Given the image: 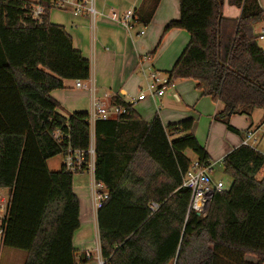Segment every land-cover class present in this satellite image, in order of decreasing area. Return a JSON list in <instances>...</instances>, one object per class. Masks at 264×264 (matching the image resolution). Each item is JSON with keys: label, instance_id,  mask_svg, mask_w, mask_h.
Masks as SVG:
<instances>
[{"label": "trees", "instance_id": "obj_1", "mask_svg": "<svg viewBox=\"0 0 264 264\" xmlns=\"http://www.w3.org/2000/svg\"><path fill=\"white\" fill-rule=\"evenodd\" d=\"M160 1H144L139 25L151 23ZM226 1L241 11L238 19L224 17ZM39 3L41 22L29 17L36 3L0 0V190L10 196L3 248L23 252L24 264H87L74 247L81 227L74 177L84 172L65 164L51 171L48 162L91 148L89 112L60 115L52 92L90 80L92 65L66 28L51 22L53 0ZM179 3L180 18L165 34L183 30L190 42L167 73L168 87L194 81L201 97L224 104L216 118L227 125L233 115L264 110V49L254 33L264 23L260 1ZM110 106L125 112L93 129L94 178L108 194L97 215L105 264H264V155L244 145L228 154L222 167L232 185L198 216L183 187L187 151L209 163L195 120L164 126L157 114L147 123L120 95ZM151 203L160 208L152 212Z\"/></svg>", "mask_w": 264, "mask_h": 264}, {"label": "crops", "instance_id": "obj_2", "mask_svg": "<svg viewBox=\"0 0 264 264\" xmlns=\"http://www.w3.org/2000/svg\"><path fill=\"white\" fill-rule=\"evenodd\" d=\"M29 1L37 3L39 0ZM144 1L147 0H94L96 18L87 13L75 16L72 5L66 10L54 9L63 13V17L57 19L51 13V22L66 28L73 38L74 47L92 65L91 78L84 81L86 90L76 89L75 81H65L64 89L52 92V97L61 106L58 113L66 118L75 112L90 113L94 102L109 107L112 99L120 95L123 100L135 105V110L147 123L152 122L157 114L164 126L192 118L195 120L193 133L208 155L212 165L210 175L214 180L215 169H223L224 158L243 145L247 133L264 127V110H256L251 115H233L227 125L216 118L224 110V104L214 102L210 97H201L194 81H180L168 87L160 98L138 101L147 78L153 73L163 78L168 77L167 73L173 69L190 42V35L183 30H172L165 34L167 25L180 18L179 0H161L147 27L135 21L131 28H126L110 18L113 13L121 16L129 10L140 14ZM259 1L264 9V0ZM240 15L238 8L225 2L224 17L238 19ZM263 24L254 27L257 37L264 34L263 26L260 28ZM155 50V57L150 59L149 55ZM145 57L149 60L142 64ZM93 129L94 127L91 138L95 142ZM261 146H264V138L259 144V148L264 151ZM189 157L192 161L197 159L195 155ZM54 159L48 162L51 171L50 163ZM64 159L63 156L59 169L54 171L61 169ZM85 174L74 177V192L81 203V227L74 235V247L81 255L86 250H95L98 258L101 254L97 253L100 242L98 210L94 203L96 181L94 172L87 173L89 178ZM6 250L10 249L3 248L0 264L4 263L5 257L6 261L9 260L10 255L5 256ZM87 264H97V261Z\"/></svg>", "mask_w": 264, "mask_h": 264}, {"label": "built area", "instance_id": "obj_3", "mask_svg": "<svg viewBox=\"0 0 264 264\" xmlns=\"http://www.w3.org/2000/svg\"><path fill=\"white\" fill-rule=\"evenodd\" d=\"M73 6V14L75 16H83L84 14H89L93 18L97 17V12L94 8V0H53L54 9L66 10L68 6ZM46 15V9L39 1L34 4L29 12V17L35 21L41 22L43 17ZM113 21L122 24L126 28H131L136 21V14L134 10L127 11L124 15H119L118 13H113L110 17ZM144 34V32H142ZM260 40L264 41V34L260 37ZM149 58L145 57L142 60V64L147 62ZM169 79L168 77H161L157 73H153L149 78H147L146 89L142 88L140 90V95L138 96V101H144L148 98L157 99L164 95L166 89L168 88ZM76 89L86 90V85L84 81H75ZM125 110L118 106H103L99 102H94L93 108L90 114L91 127L95 126V123L100 120H107L114 118ZM264 138V127L259 128L257 131H249L247 133L246 139L243 141L244 146H249L261 154L264 155V151L259 148V144ZM92 139V138H91ZM94 139H92L91 148L88 152L69 151L68 155L65 156L64 164L68 172L73 174L79 173H90L94 172L95 169V152H94ZM89 154V161L85 157ZM212 170V165L208 163L202 164L199 160L192 161L190 170L186 173L183 178V187L190 190L191 200L189 205V211H194L202 217H206L212 200L217 193H221L226 190L225 185L221 181L215 182L210 172ZM264 176V166L261 170ZM103 186L97 184L94 186V203L96 209L99 210L103 207L104 202L108 199L107 192L103 191ZM10 196L4 194V190H0V261L1 254L4 247V237L6 231V220L8 217ZM160 208L157 203H151L150 209L152 212H156ZM99 249L97 253L99 254ZM85 258L87 260H92L93 255L91 251L85 252ZM98 264H104L101 257L97 258Z\"/></svg>", "mask_w": 264, "mask_h": 264}, {"label": "rangeland", "instance_id": "obj_4", "mask_svg": "<svg viewBox=\"0 0 264 264\" xmlns=\"http://www.w3.org/2000/svg\"><path fill=\"white\" fill-rule=\"evenodd\" d=\"M264 10V9H263ZM51 13H52V15L51 16H55L56 15V18L57 19H60L61 17H63L62 16V14L63 13H61V12H59V11H56V10H52L51 11ZM56 18H54V20H56ZM262 26H263V28H264V24L263 25H260V28H262ZM259 45H260V47L261 48H263L264 49V41H261V40H259ZM182 82H191L192 80H181ZM178 82H180V81H177L176 83H178ZM175 83V84H176ZM144 89H146V86L144 87ZM199 96V95H198ZM263 149H264V146H261ZM187 154L189 155V156H191V157H193V153L191 152V151H187ZM61 161H63V156H59V157H56L53 161H51V163H50V167H51V169L54 171V170H57V169H59V166H60V163H61ZM214 173H215V175H214V181L215 182H217V181H221V182H223V184L225 185V188H226V190L227 189H229L230 187H231V185H232V179L230 178V177H228V176H226L224 173H223V169L220 167V168H216L215 169V171H214ZM78 176V175H77ZM85 176L87 177V178H89L90 177V175H88L87 173L85 174ZM259 178L261 179V178H263L264 179V176L261 174L260 176H259ZM103 191L104 192H106L105 191V189H103ZM4 194L5 195H8V192L7 191H5L4 190ZM86 251H88V250H86ZM85 251V252H86ZM89 251H91L92 252V255H93V258H92V260H87L88 262H90V261H93V260H96L97 261V258H96V251L95 250H89ZM99 251H100V248H99ZM85 252H83V254H84V256H85ZM6 254L8 255H10L9 256V260L8 261H6ZM100 254H101V251H100ZM5 259H4V263L3 264H23L24 263V259H25V254L23 253V252H21V251H15V250H6L5 251ZM101 257V259L103 260V258H102V256H100ZM104 261V260H103ZM97 264H98V261H97ZM104 264H105V262H104Z\"/></svg>", "mask_w": 264, "mask_h": 264}, {"label": "water", "instance_id": "obj_5", "mask_svg": "<svg viewBox=\"0 0 264 264\" xmlns=\"http://www.w3.org/2000/svg\"><path fill=\"white\" fill-rule=\"evenodd\" d=\"M198 216H200L198 213H197Z\"/></svg>", "mask_w": 264, "mask_h": 264}]
</instances>
